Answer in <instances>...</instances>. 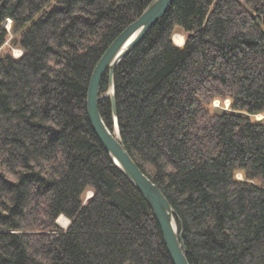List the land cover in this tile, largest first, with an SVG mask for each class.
I'll use <instances>...</instances> for the list:
<instances>
[{
    "label": "trees",
    "instance_id": "trees-1",
    "mask_svg": "<svg viewBox=\"0 0 264 264\" xmlns=\"http://www.w3.org/2000/svg\"><path fill=\"white\" fill-rule=\"evenodd\" d=\"M150 1L0 0V48L12 36L22 51L0 53V264H173L86 108L99 58ZM115 96L189 264H264V0H173L117 67ZM99 111L112 129L108 98Z\"/></svg>",
    "mask_w": 264,
    "mask_h": 264
},
{
    "label": "water",
    "instance_id": "water-1",
    "mask_svg": "<svg viewBox=\"0 0 264 264\" xmlns=\"http://www.w3.org/2000/svg\"><path fill=\"white\" fill-rule=\"evenodd\" d=\"M172 2L173 0H151L142 13L109 44L91 74L86 108L91 128L111 162L138 190L149 206L160 228L165 248L172 263L189 264L179 216L164 193L142 172L126 150L119 131L115 96L117 67L166 14ZM106 74L107 90L101 95L100 88ZM105 98H108L110 102L112 129L107 126L99 111V103Z\"/></svg>",
    "mask_w": 264,
    "mask_h": 264
},
{
    "label": "rangeland",
    "instance_id": "rangeland-1",
    "mask_svg": "<svg viewBox=\"0 0 264 264\" xmlns=\"http://www.w3.org/2000/svg\"><path fill=\"white\" fill-rule=\"evenodd\" d=\"M7 26H8V29H9V28H10V24H9V22H8ZM181 36H182V38H184V39H183V42H184V41H185V36H184L182 30H181L180 28H176V29L173 31L172 41H173V43H174L176 46H178V47H182V46H183L182 44H179V42H178V38L181 37ZM12 39H13V37L10 36V38H9V40L6 42V44H5L2 48H0V53H10V54H12V56L18 58V57H20V56L22 55V51H21L18 47H14V46L11 44ZM224 105H225L224 108L227 109V107H228V105H229V101H225V102H224ZM213 106H214V107H217V108L221 107V106L219 105V102H218V101H215V102L213 103ZM252 119H253V120H256V121H264V111H263L261 114H258V115H256V116L252 117ZM237 178H238V179H241V177H240L239 174H237ZM92 195H93L92 191H91L90 189H87V190L83 193V196H82L83 202H86V201L89 199V197H91ZM56 221H57V220H56ZM69 223H70V221H68L67 227H68ZM57 225H58V224H57ZM58 226H59V225H58ZM59 227L62 228V229H66V228H67V227L64 228V227H61V226H59Z\"/></svg>",
    "mask_w": 264,
    "mask_h": 264
},
{
    "label": "bare ground",
    "instance_id": "bare-ground-1",
    "mask_svg": "<svg viewBox=\"0 0 264 264\" xmlns=\"http://www.w3.org/2000/svg\"><path fill=\"white\" fill-rule=\"evenodd\" d=\"M178 42H179V44H182V43H183V38H182V37H179V38H178ZM56 223H57L59 226L65 228V227H67L68 220H67L65 217H63V216H60V217L57 219Z\"/></svg>",
    "mask_w": 264,
    "mask_h": 264
},
{
    "label": "crops",
    "instance_id": "crops-1",
    "mask_svg": "<svg viewBox=\"0 0 264 264\" xmlns=\"http://www.w3.org/2000/svg\"><path fill=\"white\" fill-rule=\"evenodd\" d=\"M182 37V36H181ZM183 44V43H182Z\"/></svg>",
    "mask_w": 264,
    "mask_h": 264
}]
</instances>
